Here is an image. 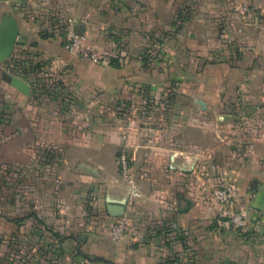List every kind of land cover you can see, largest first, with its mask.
<instances>
[{
	"label": "crops",
	"instance_id": "crops-1",
	"mask_svg": "<svg viewBox=\"0 0 264 264\" xmlns=\"http://www.w3.org/2000/svg\"><path fill=\"white\" fill-rule=\"evenodd\" d=\"M122 1L127 11H137L138 19L135 21L130 14L127 17V23L136 24L138 28L137 31L136 28L128 30L134 39V34L140 35V27L144 26L140 23V20L144 21L142 13L146 9H159L160 0ZM37 2L40 9L36 6ZM102 2L0 0V15L10 11L18 22L22 36V42L15 46L11 57L24 50L36 52L39 59H51L53 66L68 64L73 70V77L83 80L77 85L90 91H103L106 97L102 100L108 103V97L114 94L116 88L129 89L128 82L119 81L117 69L95 66L80 56L70 55L59 47L57 40L46 39L30 31L25 33L26 29L23 31L29 25L27 20L30 15L27 13L30 11L24 8L27 4L44 13L41 23L51 25L52 20L69 17L93 25L98 22L93 21L94 8L101 7ZM191 22L195 26L200 24L201 29L187 32L190 49L196 56L207 57L211 50L207 48L210 40L208 30L203 29L206 25L202 20L191 19ZM262 22L257 19L250 21L249 28L238 29V34L234 32L237 39L231 55L237 56V61L231 63L224 58L217 64H205L201 68L200 100L204 108L201 107L200 111L195 109V99H191V104L185 105V114L176 115L168 126L155 128L150 135L146 134V127L142 128V125L134 133L133 125L125 123V139L118 142L115 141L117 132L113 115L103 117L92 112V107L100 99L89 92L83 100L78 99L75 104L71 101L74 108L63 115L54 100L42 98L35 101L29 82L16 74L12 76L29 84L30 94L24 95L14 89L6 77L13 71V65L10 63L9 69L5 61L0 64V90L4 94L0 99V167L9 163L17 169L23 155L31 153L34 147H60L71 135L78 137L79 141L87 137L88 140L81 141L82 147L77 151L82 157L78 159V167L73 173L74 185L79 192L67 200L69 207L77 208L84 201V188H90L94 195L96 213L92 219L95 226L85 245L89 248L93 264H162L167 256L172 259L170 264H178L184 254L182 245L198 241L202 246L201 254L195 247L185 252L193 264H245L247 254L234 235L236 231L224 227L203 228L189 222L195 218L212 219L219 212L220 209L208 200V187L212 184L231 187L237 201L248 202L251 218L264 219V32L259 31ZM216 52L222 55L225 50ZM77 102L86 110L78 109ZM123 142L138 146L139 158L135 165L138 179L135 182L147 212L142 218L151 215L157 224L153 234L142 226L136 228L140 223V212L127 210L125 192L117 185L119 174L114 154ZM102 155H105V161L101 160ZM122 199H126L122 217L127 220V226L121 237L113 241L109 230L120 217L109 216L106 205L109 201ZM59 228L57 232H60ZM204 234L206 236H200ZM60 246L63 243L53 245L58 250ZM27 264L66 263L63 259L37 256ZM73 264L82 263L77 261ZM246 264H258L256 248H250Z\"/></svg>",
	"mask_w": 264,
	"mask_h": 264
},
{
	"label": "rangeland",
	"instance_id": "rangeland-1",
	"mask_svg": "<svg viewBox=\"0 0 264 264\" xmlns=\"http://www.w3.org/2000/svg\"><path fill=\"white\" fill-rule=\"evenodd\" d=\"M36 6L40 9V3L37 2ZM24 8L25 11H30L27 13L30 16L27 20L29 25L23 31L26 29L25 33L30 31L43 38L57 40L59 47L66 51L67 36L61 20H52L51 25L48 22L41 23L44 14L42 11L38 12L32 4H27ZM93 12V21H98L99 24L78 23L82 25L87 39L86 48L92 49L97 59L94 61L88 52L77 56L98 67L114 68L110 62L115 61L119 65L114 68L119 73V81L123 79L128 82L127 91L125 88H116L114 94L108 97L107 103L102 100L106 97L103 91H90L77 85L83 80L73 77V70L68 64L53 66L51 59H39L36 52L25 51L17 72H26L24 79L31 85L35 101L42 98L54 100L55 106L59 107L63 115L74 108L71 107V101L75 104L78 99L88 97L89 92L91 96L100 99L92 107V112L103 117L113 115L116 142L125 139V123L133 125L134 133L142 125V128L146 127V134L150 135L155 128L168 126L176 115L185 114V108L191 104V99H195L193 107L200 111L201 106L197 101L202 98L201 68L205 64H217L224 58L231 63L237 61V56L231 55L237 39L234 32L249 28L250 21L262 20V29L259 31L264 32V0H160L159 9H146L142 13L144 21L140 20V23L144 26L140 27V35L134 34V39L132 34H128V30L136 28L137 31L138 28L136 24L127 23V17L130 14L135 21L138 19L137 11H127L122 0H103L101 7H95ZM191 19L202 20L206 25L203 29L208 30L210 40L207 48L211 50L207 57L196 56L190 49L187 32L190 29H201V25L195 26ZM218 50L225 52L219 55L216 52ZM17 53L6 61L7 67L10 63L14 64V59L19 57L16 56ZM14 74L20 76L13 71L7 75ZM3 96L0 90V99ZM77 103L78 109L86 110L79 105L80 102ZM85 139L87 137H82L81 141L84 142ZM81 141L71 135L60 147H34L31 153L23 155L17 169L12 168L9 163L0 167V264H27L37 256L63 259L66 264L77 261L93 264L89 248L85 245L95 226L92 219L96 213L93 206L94 195L90 188H84V201L77 208L69 207L67 200L70 197L72 199V194L79 192L74 185L73 173L78 167V159L82 157L77 153L82 147ZM125 144L121 143L114 154L119 175L120 156L131 147ZM100 158L105 161V155ZM135 165H131L134 182L138 179ZM216 190H225L230 195L233 201L230 208L216 201ZM208 200L220 209L219 212L212 219L195 218L189 224L236 231L234 235L239 238L243 251L247 254L246 263L249 262L250 248H256L258 264H264V219L251 218L248 202L237 201L231 187L210 185ZM126 205L129 212H140V223L136 228L142 226L153 234L157 224L151 215L142 218L143 213L147 212L144 211L141 194L127 200ZM236 217L240 220H234ZM58 226L60 232H57ZM255 227L257 230H252ZM54 243H63L61 250L54 248ZM192 247L201 254L202 246L199 241L184 244V254L178 264H193L185 253ZM187 254L189 255L188 251ZM169 261L172 259L167 256L162 262Z\"/></svg>",
	"mask_w": 264,
	"mask_h": 264
},
{
	"label": "built area",
	"instance_id": "built-area-1",
	"mask_svg": "<svg viewBox=\"0 0 264 264\" xmlns=\"http://www.w3.org/2000/svg\"><path fill=\"white\" fill-rule=\"evenodd\" d=\"M60 22V20H59ZM61 23L65 26V32L67 36V43L65 45L66 51L72 55L77 56L83 53L88 52L91 58L95 61L97 59L96 53L92 49H87V42L85 34L79 33L76 30V24L78 20L74 18L62 19ZM139 151L138 146H131L128 151L123 152L119 160L120 175L117 180V185L121 187L125 192V197L127 200L132 197L139 196V191L137 184L134 182V179L131 174V165H134L138 162ZM216 201L224 207L232 206V199L225 190H216L214 191ZM234 220H240L239 217H236ZM127 220L123 217L118 218L110 227V238L113 241L118 240L123 231L126 229Z\"/></svg>",
	"mask_w": 264,
	"mask_h": 264
},
{
	"label": "water",
	"instance_id": "water-1",
	"mask_svg": "<svg viewBox=\"0 0 264 264\" xmlns=\"http://www.w3.org/2000/svg\"><path fill=\"white\" fill-rule=\"evenodd\" d=\"M76 30L79 33L83 32L82 25L76 24ZM22 42V36L20 34L19 25L15 16L10 11H5L0 15V64L9 60L15 46ZM9 79V84L21 92L24 95L30 94V86L23 79L6 75ZM197 103L204 108V104L201 101ZM126 199L120 201H109L106 205L107 214L111 217H122L125 211Z\"/></svg>",
	"mask_w": 264,
	"mask_h": 264
},
{
	"label": "trees",
	"instance_id": "trees-1",
	"mask_svg": "<svg viewBox=\"0 0 264 264\" xmlns=\"http://www.w3.org/2000/svg\"><path fill=\"white\" fill-rule=\"evenodd\" d=\"M17 55H19V57L18 58L16 57V59H14V61H13V63H14L13 64V72H16L17 74H19L21 77L24 78L26 72L22 71L21 73H18L17 72V68L19 69V63H21L22 60L24 59L25 51L24 50H22L21 52L18 51ZM110 65L112 67H114V68H118L119 67V65L115 61L110 62ZM170 263H171V261L166 262V263H162V264H170Z\"/></svg>",
	"mask_w": 264,
	"mask_h": 264
}]
</instances>
